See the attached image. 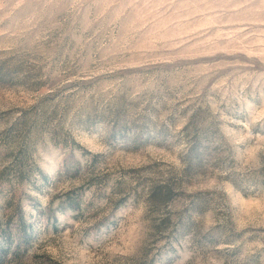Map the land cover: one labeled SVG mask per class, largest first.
Returning a JSON list of instances; mask_svg holds the SVG:
<instances>
[{
    "label": "rangeland",
    "instance_id": "374dc122",
    "mask_svg": "<svg viewBox=\"0 0 264 264\" xmlns=\"http://www.w3.org/2000/svg\"><path fill=\"white\" fill-rule=\"evenodd\" d=\"M0 264H264V0H0Z\"/></svg>",
    "mask_w": 264,
    "mask_h": 264
}]
</instances>
